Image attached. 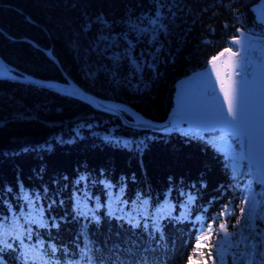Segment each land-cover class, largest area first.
Listing matches in <instances>:
<instances>
[{"label": "trees", "instance_id": "16d2710c", "mask_svg": "<svg viewBox=\"0 0 264 264\" xmlns=\"http://www.w3.org/2000/svg\"><path fill=\"white\" fill-rule=\"evenodd\" d=\"M259 1L0 0V54L23 72L64 81L31 39L52 48L86 91L164 120L179 79L222 48L236 49L229 39L239 28L264 35L253 11ZM157 11L163 28L155 42L151 33L137 39L128 20L156 18ZM142 26L150 27L147 20ZM219 134L140 130L75 97L0 77V264H29L45 253L51 264H68L88 244L103 264H116L107 257L128 264H221L222 257L224 264L233 257L236 264H264V182L244 160L234 174L216 146ZM248 189L258 199L251 220ZM41 208L42 220L35 214ZM83 212H94L99 223ZM33 218L46 227L27 222ZM153 225L162 241L159 232L150 238ZM201 235L209 238L196 252Z\"/></svg>", "mask_w": 264, "mask_h": 264}, {"label": "water", "instance_id": "95a60500", "mask_svg": "<svg viewBox=\"0 0 264 264\" xmlns=\"http://www.w3.org/2000/svg\"><path fill=\"white\" fill-rule=\"evenodd\" d=\"M253 11L255 19L264 25V0L254 4ZM26 40L41 48L61 68L65 80L33 76L8 63L0 54L1 78L34 84L75 97L96 109L120 116L124 123L130 127L154 132L164 131L165 133L180 129L199 135L216 131L225 134L220 129L198 130L199 122L193 119V115L205 111L211 112L221 106L227 111L228 102L221 90V80H224L226 85L235 81L237 88L235 105L239 107L242 100L246 108L250 105L253 106L257 123H264V35L239 28L238 35L229 39L236 49L222 48L209 59L204 68L177 81L173 106L164 120L151 119L126 103L102 98L86 91L63 69L52 48H43L31 39ZM234 41H239V43H234ZM225 49H230V52H224ZM222 52H224L223 56L220 55ZM213 57H217L214 63ZM245 162L248 164L247 160ZM252 172L259 174L264 179V171Z\"/></svg>", "mask_w": 264, "mask_h": 264}, {"label": "snow or ice", "instance_id": "6c2138e0", "mask_svg": "<svg viewBox=\"0 0 264 264\" xmlns=\"http://www.w3.org/2000/svg\"><path fill=\"white\" fill-rule=\"evenodd\" d=\"M159 16L160 13L157 11L156 18L151 17H142L138 18L137 21H133L131 19L128 20L127 26L129 30L137 33V39L140 38V36H146L151 33L152 38L150 42H155V37L157 34L158 29H162L163 25L159 22ZM99 19V18H98ZM144 20L148 21V25L150 27H144L142 26L144 24ZM105 25H107V21H103ZM101 39H107L106 37H101ZM112 41L115 42L118 37L113 36L111 37ZM123 39L126 41L129 39L127 33L123 34ZM234 43H239V41H234ZM132 47V44L129 43V48ZM224 52H230V49H225ZM224 52L220 53L221 56L224 55ZM125 56H128V52L125 51ZM235 55V54H233ZM113 59L117 62L121 59L120 55H115ZM217 57H213L212 61L213 63ZM134 66H136L138 69L140 68V65L135 64L134 58H133ZM219 78V74H218ZM221 90L224 92V98L228 102V108L227 111L224 110L223 106H221L217 110H212L211 112L205 111L196 115H193V119L197 120L199 123L197 125L198 130L206 131L208 128L213 129H220L221 132L225 133V136H222L221 139L224 140L226 144H228L227 137L233 136V137H239L235 142L239 145V155L237 159L233 160V164L236 168L240 167V162L243 160L248 161V169L249 171H256L261 172L264 171V123L258 124L255 114V109L253 106L245 107L243 101L241 100L239 107H237L234 103L236 94H237V88H236V82L233 81L232 83L226 85L224 80H221ZM209 95H212V93H209ZM229 147L231 145L229 144ZM27 199V197H26ZM192 198L189 197V200ZM250 200H252L251 197L245 198V203H248ZM144 203H147V201H144ZM98 207H101V205H98ZM31 209H35V205H30ZM245 210L241 209V212L243 213ZM43 209L36 210V215L40 216L41 220L43 219L42 216ZM85 216V219L87 220L88 216L91 215L94 219V221L98 224L99 223V217L96 216L94 212H83L81 213ZM31 216V212H30ZM248 220L252 219L251 213H249V216L247 217ZM27 222L29 223H39V226L46 227L45 224L42 222L36 220V219H29ZM239 223V222H238ZM135 227H140L139 223L134 225ZM145 230H147L148 225L145 223L144 225ZM219 229L221 232L224 233V236L227 238L231 234L228 233L227 227L224 224H221L219 226ZM160 233V239L163 240V234L160 232V228L158 225H153V232L150 233V238L155 240L156 239V233ZM212 232L211 227L208 229V234L210 235ZM209 235H201L198 238V244L197 249L194 250L198 252L200 249V241L206 240L209 238ZM29 238L31 237V233H28ZM232 247L231 244L228 245V250H230ZM50 251L55 255V253L58 251V249L54 245L49 246ZM95 248L93 245H85L83 249L80 250V261L72 262L68 261V264H103V261H99L95 258V256L92 254L94 252ZM67 254V253H66ZM228 254V251L226 250L225 255ZM233 259V264H236L235 257ZM242 260L244 257L241 258ZM42 264H51V262H44L43 259ZM56 264H59L57 261ZM116 264H128L126 261H119L117 260ZM138 264H151L150 261L146 259H142L138 262ZM215 264V262H214ZM221 264H224L223 257L221 258Z\"/></svg>", "mask_w": 264, "mask_h": 264}, {"label": "rangeland", "instance_id": "374dc122", "mask_svg": "<svg viewBox=\"0 0 264 264\" xmlns=\"http://www.w3.org/2000/svg\"><path fill=\"white\" fill-rule=\"evenodd\" d=\"M174 127H176V125H174ZM222 136H225V134H219L217 136L216 146L225 155V157H227L228 160L230 161V165L232 167V170H233L234 174H238L243 169L245 160L240 162V167L239 168H236L234 166L233 160L238 158L240 149L238 147H235V143L233 142L234 141L233 140V136H228L227 137L228 144H226L224 142V140L221 139ZM236 138L238 139L239 137H236ZM229 144L231 145V147H229ZM260 181L264 182V179L262 177H260ZM251 192H252V190L248 189L245 196L252 198V200H250L247 203V205H248V207H249V209L251 211V214H253L254 209H255V207L258 204V199L254 195H252Z\"/></svg>", "mask_w": 264, "mask_h": 264}]
</instances>
